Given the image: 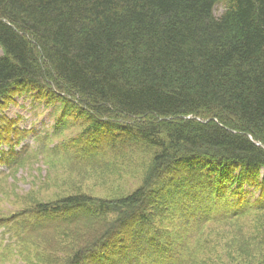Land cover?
Returning <instances> with one entry per match:
<instances>
[{"label":"trees","instance_id":"trees-1","mask_svg":"<svg viewBox=\"0 0 264 264\" xmlns=\"http://www.w3.org/2000/svg\"><path fill=\"white\" fill-rule=\"evenodd\" d=\"M0 51L1 113L30 93L97 138L159 149L149 186L125 199L36 206L48 226L68 224L63 264H175L152 215L157 200L173 206L170 171L186 172L177 197L199 203L197 228L211 211L264 212V0H0ZM15 124L0 114V166L20 158Z\"/></svg>","mask_w":264,"mask_h":264},{"label":"rangeland","instance_id":"rangeland-1","mask_svg":"<svg viewBox=\"0 0 264 264\" xmlns=\"http://www.w3.org/2000/svg\"><path fill=\"white\" fill-rule=\"evenodd\" d=\"M226 8L227 3H218L215 16ZM0 114L25 132L15 139L20 158L10 167L0 166V264H63L69 257L70 250L59 243L68 224L56 221L48 226L34 213L37 205L73 195L116 202L149 186L154 176L158 148L105 133L97 138L89 134L90 121L78 119L62 103L46 107L22 93ZM8 148L1 145L0 151ZM164 176L171 178L163 186L173 206L163 211L157 200L152 215L157 227L167 232L164 241L175 253L169 258L176 263L181 256L193 257V264H264V212L251 210L242 218L223 219L211 211L214 219L197 228L199 203L177 197L185 170ZM162 259L155 263L163 264ZM149 262L155 264L154 259Z\"/></svg>","mask_w":264,"mask_h":264}]
</instances>
